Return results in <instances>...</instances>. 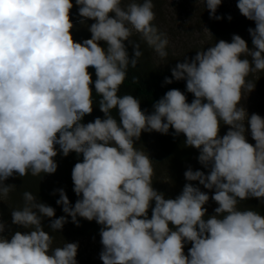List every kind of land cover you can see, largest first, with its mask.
<instances>
[{"label": "clouds", "instance_id": "9594fccd", "mask_svg": "<svg viewBox=\"0 0 264 264\" xmlns=\"http://www.w3.org/2000/svg\"><path fill=\"white\" fill-rule=\"evenodd\" d=\"M221 2L204 0L210 18L221 19ZM75 3L81 23L94 21L91 38L82 42L71 33L72 0H0V199L15 189L5 183L14 175L54 174L57 146L65 157L83 156L71 172L80 197L75 205L58 190L56 203L66 216L55 218L53 207L25 191L23 206L10 214L12 225L28 230L11 232L0 219V264H77L78 243L53 248L54 237L42 227L49 218L51 232H58L68 216L77 225L78 216L102 225L103 264H264V215L238 208L250 198L264 201V117L249 116L241 105L242 92L256 86L247 77L264 71V0L237 2L255 22L248 29L253 47L233 35L231 42L220 40L186 57L171 70L172 78L186 81L194 99L189 103L171 89L150 114L140 99L118 92L142 55L129 39L133 30L160 58L168 55V37L153 24L152 0H131L126 7L122 0ZM125 41L133 47L132 59ZM93 83L105 118L85 124L93 112ZM222 124L228 131L221 137ZM170 128L186 137L185 146L199 150V163L209 169L207 175L191 168L184 173L187 181L214 190L218 206L207 219L209 195L187 183L178 196L165 198L153 187V161L135 145L142 132L168 134Z\"/></svg>", "mask_w": 264, "mask_h": 264}, {"label": "trees", "instance_id": "16d2710c", "mask_svg": "<svg viewBox=\"0 0 264 264\" xmlns=\"http://www.w3.org/2000/svg\"><path fill=\"white\" fill-rule=\"evenodd\" d=\"M138 2V1H137ZM143 0L141 1V3ZM73 8L70 10V19L74 25L71 30L73 39L76 42H82L85 39L91 38V33L89 27L94 21L84 20L81 23L82 17L79 16L78 7L75 0H72ZM216 16L221 17V19H214L215 27L213 31L214 42L220 40H225L227 42L232 41L233 35L241 36L248 44L251 49L252 39L248 32L249 28H255V22L250 21L243 15H234L227 9H221L216 12ZM231 16V20L228 17ZM153 24H156L153 21ZM133 43H137L135 36L129 38ZM102 47H106V43L100 42ZM126 49L129 55V59L134 56L133 47L127 41H125ZM140 51L142 55L138 59V63L135 68L129 66L127 69V76L124 83L121 85L118 95L131 94L134 97L140 99L141 109L146 111V113H151L153 111V104L162 98L165 93L171 89H179L182 91L189 103L194 99L192 93L187 92L186 81L180 80L176 81L172 78V69L177 63L183 62L185 58L182 59H164L163 63L157 64L153 59V52L151 47H149L146 42L139 43ZM142 45V46H141ZM209 47V46H208ZM205 50H207V48ZM195 55L191 54L187 58L191 59ZM243 58V57H242ZM250 59V58H249ZM88 71L92 74L93 82L95 81V69L89 68ZM168 77L172 79V83H165V78ZM93 91V112L90 115H86L82 123L87 124L88 122H93L97 117L104 119V113L99 109V97L95 94L94 83L91 85ZM112 115L117 119L119 123L118 112L113 110ZM223 124L220 130H222ZM220 134V133H219ZM186 137L183 134L176 135L174 130L170 128L168 134L159 133L158 138V149L157 154L162 160V164L166 166V171L168 172V187L164 192L165 198H175L178 196L185 184L192 183L193 186L199 187L201 191H205L203 185H200L198 181H187L184 173L191 168L193 171L200 170L205 172L207 175L209 169L205 168L198 161L199 150L185 146L184 141ZM137 148L141 146L136 145ZM58 155L54 158L58 167L54 174H41L40 176H32L28 174L27 176L20 177L16 175L15 179V189L9 193L6 202L0 199V217L8 225L11 226L13 232L15 231H27L20 226L11 224V211L13 209L21 208L23 206V193L29 191L37 197V199L55 209V218L60 216H66L62 210V205H58L56 201L59 197V189H63L68 196L69 202L72 206L80 197H77L73 191L74 185L71 178V172L74 165L77 162H82V154L77 155L75 152L70 153L67 157L63 156L62 152L59 151L57 146ZM154 207V201H153ZM206 208V205H204ZM238 208L241 210L252 209L258 211L260 214L264 215V201H260L255 198H250L244 201H240ZM207 209V208H206ZM208 211V209H207ZM149 218H151V208L148 212ZM211 216L208 212L205 215V219ZM67 223L63 226V229L58 232H51L49 228L50 219L44 218L42 221V227L45 231H49L50 235L54 237V241L60 243L61 240L70 237L86 236L92 238L101 239L100 230L102 225H99L95 220L88 221L82 217H77L78 225L72 222L70 216L67 217ZM11 229V230H12ZM12 232V231H11ZM191 247V243H186L184 247V252L187 255L188 249ZM97 264V263H93Z\"/></svg>", "mask_w": 264, "mask_h": 264}, {"label": "rangeland", "instance_id": "374dc122", "mask_svg": "<svg viewBox=\"0 0 264 264\" xmlns=\"http://www.w3.org/2000/svg\"><path fill=\"white\" fill-rule=\"evenodd\" d=\"M137 1L141 2L142 0ZM129 2H131V0H122V6L126 7ZM152 2L154 5L153 11L155 12L154 23L159 31L166 33L169 40L166 49L168 52L167 59H182L191 54L196 55L197 51L202 49L205 50L206 47L215 44L212 35L215 22L214 18H210V13L206 4H204V0H152ZM237 2L238 0H222L217 11L227 9L238 16L241 13L237 8ZM204 29H208L209 32ZM132 36H135L138 44L144 42L140 34L136 33L134 30ZM151 50L154 56L153 59L156 63H163V60L166 58H160L152 48ZM247 79L256 84V86L250 93L248 91L242 92L241 105L246 108L249 116L252 113H256L264 117V71L251 73ZM227 131L228 126L223 125L222 130H220V136L222 137L225 135ZM158 138V132H142L140 139L135 141V145H140L141 147L138 149L146 151L153 161L154 175L152 181L154 189L158 192H164L168 187V172L166 171V166L162 164V160L160 161L157 154L159 146ZM246 138L249 143L255 144V141L251 138L250 131L246 133ZM15 179L16 175L9 178L5 183L15 185ZM204 192L210 197L207 204H205L208 209L207 212L213 215L214 209L218 206L216 202L211 199L214 190L205 189ZM6 199L2 200L6 202ZM9 229L13 232L11 226H9ZM9 234V231L6 230L5 235ZM66 242L78 243L79 247L76 256L77 264H103L99 258V254L103 248L101 239L86 236H73L61 240L60 243L53 241L52 247H62Z\"/></svg>", "mask_w": 264, "mask_h": 264}]
</instances>
